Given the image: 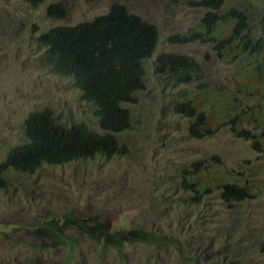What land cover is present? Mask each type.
<instances>
[{
  "label": "rangeland",
  "instance_id": "374dc122",
  "mask_svg": "<svg viewBox=\"0 0 264 264\" xmlns=\"http://www.w3.org/2000/svg\"><path fill=\"white\" fill-rule=\"evenodd\" d=\"M56 1L67 7L66 17L46 14ZM195 1L44 0L31 6L0 0V161L24 140L23 120L32 110L49 106L63 123L82 120L99 129L94 106L71 77L45 62L37 40L42 31L89 20L113 2L158 29L156 46L143 61L144 86L124 104L131 113V127L118 133L125 153L4 171L0 264H264V56L227 60L210 42H170L171 34L186 31L208 9ZM231 7L246 13L250 35H264V0H221L215 11ZM162 52L193 57L202 77L175 84L158 76L154 61ZM199 83L205 84L197 88ZM183 92L203 108L207 125H219L214 133L190 135L191 118L172 111ZM236 121L261 150L235 135ZM212 155L219 163L201 170L203 185L242 184L244 178L253 195L228 206L219 188L198 195L183 186L182 171Z\"/></svg>",
  "mask_w": 264,
  "mask_h": 264
},
{
  "label": "trees",
  "instance_id": "16d2710c",
  "mask_svg": "<svg viewBox=\"0 0 264 264\" xmlns=\"http://www.w3.org/2000/svg\"><path fill=\"white\" fill-rule=\"evenodd\" d=\"M26 1L36 6L44 0ZM220 2H193L208 9L196 24L186 31L171 34L168 40L210 42L227 60L242 53L249 57L264 56V35H250L249 19L241 9L231 7L224 12L215 11ZM46 14L64 18L68 11L62 1H56L47 5ZM37 40L45 50L44 60L50 70L71 77L80 90L81 98L94 106L93 114L99 129H92L82 120L63 123L57 120L49 106L29 111L23 120L24 140L7 149L0 161V189L6 186L3 176L6 169L32 172L43 163L63 164L96 154L125 153L126 146L120 142L118 133L131 127V113L124 104L135 101L136 91L144 86L143 61L156 46L158 29L125 5L113 2L106 12L89 20L48 28L38 35ZM154 71L175 84L202 77L196 60L177 52L156 55ZM243 71L244 68L240 73ZM204 84L199 83L196 87L201 88ZM189 92L175 97L172 111L191 118L188 126L191 136L203 137L214 133L219 125L212 127L206 124L205 111L194 103ZM242 124L241 121L233 123L231 129L235 135L251 139L253 147L261 150L260 142ZM215 163H219L216 155L194 160L189 169L182 171L183 186L191 187L198 195L219 188L220 197L228 206L253 195L244 178L242 184L223 181L213 186L203 185L201 170ZM259 249L264 252V243Z\"/></svg>",
  "mask_w": 264,
  "mask_h": 264
}]
</instances>
